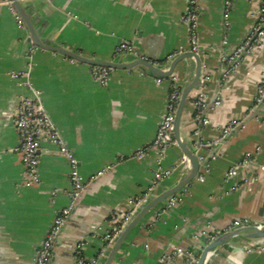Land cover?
<instances>
[{
    "label": "crops",
    "instance_id": "0c3cea01",
    "mask_svg": "<svg viewBox=\"0 0 264 264\" xmlns=\"http://www.w3.org/2000/svg\"><path fill=\"white\" fill-rule=\"evenodd\" d=\"M44 36L64 48L101 61L114 60V48L131 41L153 61L189 51L188 32L181 19L187 0H31ZM262 0H201L198 40L202 74L207 82L191 93L184 105L181 135L206 143L221 136L215 158L200 150L199 175L179 194L182 201L168 212L148 216L126 239L114 264H164L160 258L171 245L197 257L215 233L235 220L264 223V105L253 113L256 88L264 74V42L251 47L226 79L222 58L241 44L254 25ZM227 24V25H226ZM28 34L19 27L6 0H0V264H30L55 212L68 203L69 167L57 146L39 143L38 181L24 185V168L14 148L12 118L22 98L39 92L42 106L64 145L78 161L85 178L96 176L78 200L69 222L58 236L55 264H71L75 240L86 258L98 253L113 215L131 209L129 201L153 187L158 171L175 168L159 191L174 185L183 156L169 147L160 159L134 152L148 145L165 114L169 82L135 69L114 70L102 85L92 78L91 66L58 53L35 49L24 57ZM226 37L227 43L222 44ZM174 76L183 85L186 71ZM28 76L12 78L13 74ZM207 100L196 118L194 99ZM217 95L219 105L209 106ZM207 124H202V120ZM250 153L252 163L230 179L226 172ZM101 173V175H98ZM211 228L208 230V228ZM196 236V240L190 238ZM250 242L235 240L219 248L208 264H264V251L248 252ZM175 264H187L178 259Z\"/></svg>",
    "mask_w": 264,
    "mask_h": 264
},
{
    "label": "built area",
    "instance_id": "2783aa9c",
    "mask_svg": "<svg viewBox=\"0 0 264 264\" xmlns=\"http://www.w3.org/2000/svg\"><path fill=\"white\" fill-rule=\"evenodd\" d=\"M201 0H187V8L182 16L181 22L187 29L188 32V42L189 51L197 53L201 52L199 40H198V21L200 18ZM225 10L231 7V0H225ZM18 26L23 27L21 22L16 18ZM227 25V24H226ZM264 42V0L261 2V6L257 13V18L248 33L247 38L234 48L229 54L222 58V67L220 69V75L222 79L228 78L234 70L237 68L240 60L246 52L250 50L251 47H259ZM227 43L226 37L222 41V44ZM37 49L35 46H30L27 48L24 57L27 58L30 54ZM114 57L120 54H132L138 56L143 60H148V58L140 52L131 41H123L119 43L114 48ZM154 65H161L155 61L150 60ZM114 71L112 68L106 67H91L90 74L92 78L97 80L100 84L104 85L110 74ZM140 74H145L141 70H137ZM22 76H28V72L24 74H13L12 78H21ZM162 79H167L169 82V93L166 101L165 114L155 132L153 140L143 147L142 149L134 152L132 155L135 159H140L147 153H153L160 159L163 158L164 152L169 148L176 146L173 138V123L176 107L180 98L181 84L179 78L172 75L169 78H156L157 82ZM208 76H201L200 85L202 86L207 82ZM200 86V87H201ZM264 99V74L259 82L255 96L252 103V110H254ZM220 98L217 96L215 102L212 104L214 106L219 105ZM207 104V100L202 95H197L194 99V109L196 113V118H200L204 107ZM202 124H207V121L202 119ZM264 122V118H263ZM232 125H228L223 128L221 136L213 141L200 143V149L206 150L210 153V159H214L218 147L221 145L222 140L230 133ZM12 128L16 134L17 143L14 148L15 153L18 154L19 159L24 168V185L35 184L38 181V159L39 154V143L43 140L50 142L51 144L57 146L58 152L63 156L68 163L69 167V189L67 192L68 203L65 207L61 208L55 212L54 217L50 223L48 230L46 231L44 237L39 243L38 247L34 252L33 259L30 264H51L53 256L54 244L61 233L62 229L67 223V220L72 213L75 204L82 197L83 193L86 191L87 186L96 176H90L88 178L80 175L78 171V161L74 154L67 148L62 142L58 133L55 131L54 126L45 112L42 103L40 101L39 92H34L33 98H22L19 100L17 108L12 118ZM252 155L250 153L244 154L241 161L233 165L226 172V178L230 179L239 170L245 168L252 163ZM186 162L185 156L180 159L181 166ZM264 171V166L260 168ZM175 171V168H171L165 171H158L154 176L153 187L149 190L147 194L141 197L133 198L129 201L131 209L122 215H113L109 221V230L106 232L105 236L102 238V243L100 249L95 257L86 258L81 253V246H77V251L75 253V264H97L98 260L104 255L105 251L111 245L115 237L125 226L134 210L145 200L146 196L155 188L160 182L165 180L168 176ZM98 175H101L99 173ZM199 179L202 177L197 176ZM182 201V195L176 194L170 198L161 212H168L174 209ZM248 220H235L231 223L228 229L221 232L238 228L241 226L249 225ZM211 229L210 227L208 230ZM219 232V233H221ZM215 233L209 237L208 242L213 239L217 234ZM196 236H192L190 240H196ZM264 251V240L251 243L247 247V251ZM185 260L187 264H195L196 258L193 257L189 252H186L180 247H171L167 253H165L160 258V263L164 264H175L176 260Z\"/></svg>",
    "mask_w": 264,
    "mask_h": 264
},
{
    "label": "water",
    "instance_id": "95a60500",
    "mask_svg": "<svg viewBox=\"0 0 264 264\" xmlns=\"http://www.w3.org/2000/svg\"><path fill=\"white\" fill-rule=\"evenodd\" d=\"M6 2L14 12L16 18L21 22L22 26L27 31L28 36L25 41L24 51H26L30 46H35L38 49L58 53L75 62L86 64L91 67H106L112 68L114 70H141L146 75L153 78H169L170 76L174 75L177 70H179L178 67L180 64H182L181 69L186 71L184 83L181 86L180 98L176 107L173 123V138L176 146L179 148L183 156H185L186 162L182 165V169L179 172L178 181L174 185L164 189L163 191H159V188H161V184L164 181L163 180L151 190V192L146 196L145 200L134 210L125 226L121 229L111 245L105 251L104 255L97 262V264H114L116 255L118 254L120 248L126 242V239L130 236V234L135 230V228L144 225V222L148 216L152 214L156 216L157 212L164 207L170 198L184 190L198 176L201 167L199 151L202 149H200V142H195L194 144L190 140L183 138L180 127L182 112L189 95L195 90L199 89L201 86L200 79L202 74V56L200 52H180L171 56L164 64L159 66L150 62L152 59L146 56L144 53L143 54L148 58V60H143L140 57L134 56L132 54H120L114 57L113 61L96 60L94 58L83 56L76 51L64 48L56 41L51 40L50 36H44L47 23L45 21H41V17L36 11V8L34 7L31 0H6ZM222 13L224 15L225 6H223ZM216 98L217 95H215L211 100L209 106H212ZM263 105L264 99L253 110V113L257 114L258 110ZM37 153L39 154V151ZM76 205L77 203L75 204V207L70 214L67 223L74 213ZM239 239L246 240L250 242V244L264 240V223L258 225L249 224L217 234L198 251L195 264H208L210 258L219 248ZM80 240L81 239L78 238L72 245L70 254L71 264L76 263L75 253ZM171 247H173V244ZM57 248L58 238L53 247L51 264H55Z\"/></svg>",
    "mask_w": 264,
    "mask_h": 264
}]
</instances>
